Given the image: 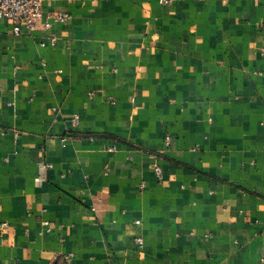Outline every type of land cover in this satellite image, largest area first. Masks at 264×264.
Here are the masks:
<instances>
[{
    "label": "crops",
    "instance_id": "0c3cea01",
    "mask_svg": "<svg viewBox=\"0 0 264 264\" xmlns=\"http://www.w3.org/2000/svg\"><path fill=\"white\" fill-rule=\"evenodd\" d=\"M44 12L0 19V264H264V0Z\"/></svg>",
    "mask_w": 264,
    "mask_h": 264
},
{
    "label": "built area",
    "instance_id": "2783aa9c",
    "mask_svg": "<svg viewBox=\"0 0 264 264\" xmlns=\"http://www.w3.org/2000/svg\"><path fill=\"white\" fill-rule=\"evenodd\" d=\"M49 0H0V19L8 21L12 26L15 35H21L24 31H34L37 29L40 21L44 18V3ZM174 0H159L161 4H170ZM67 13H54L46 15L45 25L48 27L51 20L65 22L69 18ZM51 43L55 44V38H51ZM45 45V43H42ZM79 116L75 115L73 122L78 123ZM65 138L63 141L65 142ZM155 171L159 177L162 176V168L155 165ZM140 221L138 220L137 223ZM7 225V222L1 224V230ZM142 238L138 242L142 243Z\"/></svg>",
    "mask_w": 264,
    "mask_h": 264
}]
</instances>
